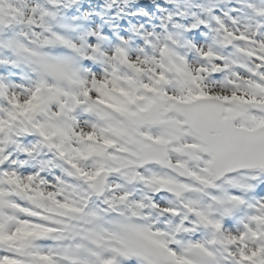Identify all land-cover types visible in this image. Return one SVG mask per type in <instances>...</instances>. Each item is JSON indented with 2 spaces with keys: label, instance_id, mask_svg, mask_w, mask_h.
<instances>
[{
  "label": "snow or ice",
  "instance_id": "1",
  "mask_svg": "<svg viewBox=\"0 0 264 264\" xmlns=\"http://www.w3.org/2000/svg\"><path fill=\"white\" fill-rule=\"evenodd\" d=\"M0 264H264V0H0Z\"/></svg>",
  "mask_w": 264,
  "mask_h": 264
}]
</instances>
